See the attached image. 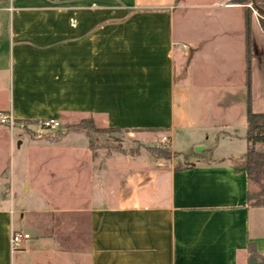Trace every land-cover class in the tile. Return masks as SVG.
<instances>
[{"label": "crops", "instance_id": "crops-1", "mask_svg": "<svg viewBox=\"0 0 264 264\" xmlns=\"http://www.w3.org/2000/svg\"><path fill=\"white\" fill-rule=\"evenodd\" d=\"M192 5L0 0V114L16 121L0 122V134L20 146L8 186L0 182V264H246L249 241L264 255V206L249 203L245 170V6L218 0L237 21L217 15L205 34L177 35V10ZM251 39L252 108L264 110L257 15ZM196 67L211 93L240 89L239 124L194 107ZM48 117L61 126H41ZM84 117L177 155L205 152L180 169L105 152L70 128ZM14 230L31 236L14 247Z\"/></svg>", "mask_w": 264, "mask_h": 264}, {"label": "rangeland", "instance_id": "rangeland-1", "mask_svg": "<svg viewBox=\"0 0 264 264\" xmlns=\"http://www.w3.org/2000/svg\"><path fill=\"white\" fill-rule=\"evenodd\" d=\"M187 1L189 4L193 5L177 10V35H180L183 31L194 35L205 34L206 27L208 25L206 19L209 20L217 15H220L222 18H231L234 21H237L239 11H225L223 7L217 5L218 0ZM230 1L231 0H223L225 3ZM253 15L258 16L257 11L254 10ZM184 44L188 45V48L183 47L184 52L189 53L191 48V45H189L190 43L187 42ZM197 62L199 65L204 63V61H201L199 58L197 59ZM213 68L214 70H217L218 67ZM183 69H185V67ZM181 74L183 75L184 73L181 72ZM207 76L208 73L205 67H196V77L194 78V88L196 90L194 89L195 93L193 92V97H195L196 100L194 107L202 112L204 116H212L214 120H226L234 124H239L242 117L240 89L236 85L234 87L228 85L227 87H222V95H218L214 92L211 93V89L208 87L209 80L206 78ZM216 81L225 83L219 75L216 77ZM258 100H262L260 94ZM192 132L195 131L192 130ZM92 136L94 137V144L96 145L95 148H100L102 151L115 152L116 154L121 155H139L142 158L148 159H155V157H158L160 153L159 149L149 148V146L162 145L161 147H167L164 142H144L127 135L124 131L113 130L108 126L100 125L98 123L95 124V128L92 130ZM235 143L238 145L239 142ZM26 144L21 146L25 150L23 154H26L27 152L25 149L27 147ZM199 146L195 147V149L198 150ZM19 148L20 146H18L17 141L10 140V135L0 134V182L2 181L4 186H8L9 184L11 174L9 171V164L10 161H13ZM196 158L197 156L192 155L188 159H183L182 156L174 153L171 157V159H174L175 164L179 161V159H182L183 163H187L195 160ZM19 175L21 176L20 172ZM18 192V197L20 199L26 198L27 194L24 192L21 184H19Z\"/></svg>", "mask_w": 264, "mask_h": 264}, {"label": "trees", "instance_id": "trees-1", "mask_svg": "<svg viewBox=\"0 0 264 264\" xmlns=\"http://www.w3.org/2000/svg\"><path fill=\"white\" fill-rule=\"evenodd\" d=\"M232 2L241 3L245 6V21L248 29L247 36V129L246 140L247 150L245 155V170L248 178V201L253 205L264 206V110H254L251 102V58H252V39L251 23L253 11L258 13L261 28L264 31V0H232ZM40 122V121H39ZM93 124V125H92ZM96 121L93 117H84L78 122L72 124L70 128L84 130L89 136V144L95 148L92 130L95 128ZM113 130L123 131L117 127H110ZM151 145L149 148L159 149V156L155 159H171L174 153L169 146ZM205 150H196L181 154L183 159L198 156ZM175 154V153H174ZM190 162L183 163L182 159L175 164L177 169L187 167ZM246 264H264V255L258 250L254 241H249L247 248Z\"/></svg>", "mask_w": 264, "mask_h": 264}, {"label": "built area", "instance_id": "built-area-1", "mask_svg": "<svg viewBox=\"0 0 264 264\" xmlns=\"http://www.w3.org/2000/svg\"><path fill=\"white\" fill-rule=\"evenodd\" d=\"M185 47H187V45H185ZM0 122L1 123H10V125H13L16 121L14 119H12L8 114L1 113L0 114ZM40 124L43 127L56 128V127L61 126V121L59 118H56V117H48V118L42 119L40 121ZM163 140L167 141L168 137L165 136ZM30 236H31L30 233L14 230L12 233V237H11V241H12L13 246L14 247L19 246L22 243V241L29 238Z\"/></svg>", "mask_w": 264, "mask_h": 264}, {"label": "water", "instance_id": "water-1", "mask_svg": "<svg viewBox=\"0 0 264 264\" xmlns=\"http://www.w3.org/2000/svg\"><path fill=\"white\" fill-rule=\"evenodd\" d=\"M204 148V146H199L198 147V150H201V149H203Z\"/></svg>", "mask_w": 264, "mask_h": 264}]
</instances>
